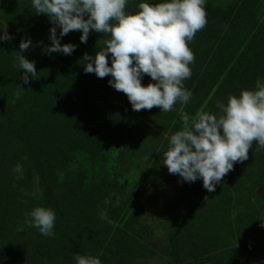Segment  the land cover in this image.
<instances>
[{
	"label": "rangeland",
	"instance_id": "obj_1",
	"mask_svg": "<svg viewBox=\"0 0 264 264\" xmlns=\"http://www.w3.org/2000/svg\"><path fill=\"white\" fill-rule=\"evenodd\" d=\"M141 2L159 0H127L125 12ZM205 10L207 23L188 45L194 62L185 87L192 97L165 113L159 107L134 111L126 94L108 84L110 76L85 73L89 79L74 81L84 72L83 54L94 55L102 39L81 43L73 31L60 41L77 46L72 55H46L37 42L51 43L48 18L34 13L31 0H0V25L6 22L13 36L0 41V75L14 64L25 36L34 47L24 55L37 69V78L21 81L25 88L15 103L17 87L2 86L0 79V138L6 136L1 121L15 117L21 136L29 129L36 134L39 159L50 157L55 168L63 212L52 237L24 223L33 207H45L37 156L27 150L29 137L0 147V264H76V254L114 264L126 253L129 264H264V149L253 142L248 160L235 162L214 192L204 189L202 179L178 183L179 175L162 162L184 114H217L230 94L254 88L242 74L261 78L264 71V0H205ZM150 81L144 74L142 85ZM202 208L203 226L196 218ZM101 210L114 223L101 219ZM196 252L206 259H195Z\"/></svg>",
	"mask_w": 264,
	"mask_h": 264
},
{
	"label": "clouds",
	"instance_id": "obj_2",
	"mask_svg": "<svg viewBox=\"0 0 264 264\" xmlns=\"http://www.w3.org/2000/svg\"><path fill=\"white\" fill-rule=\"evenodd\" d=\"M126 3L127 0H31L34 13L46 16L50 22L51 43H37L46 55L70 56L77 46L61 43L62 37L79 31L81 43H87L91 31L102 33L108 36L103 47L94 55L82 56L86 74L94 73L98 78L110 76L108 84L126 94L134 111L159 107L160 112L166 113L177 102L186 105L192 92L185 87V81L192 75L189 65L194 62L188 45L207 23L205 0L141 2L138 10L127 13ZM7 29L6 22L0 25V41L13 39ZM33 47L31 38L25 36L14 56V67L21 70L20 80L24 84L37 78L35 61L24 55ZM144 74L151 78L147 85L141 83ZM24 88L17 84L13 103ZM253 142L258 150L264 149V80L260 78L254 88L241 89L238 96L230 94L226 104L218 105L217 114L204 109L191 117L184 114L182 128L170 136L162 162L170 174L179 175L178 183L191 184L202 179L204 189L214 192L215 185L234 170L235 162L248 160ZM14 170L20 173L22 167L17 164ZM207 199L205 196L204 200ZM108 203L106 199L105 204ZM116 203L119 204L118 199ZM55 218L53 209L35 206L26 213L24 223L52 237ZM100 218L114 223L106 210L100 211ZM261 226L264 227L262 219ZM75 261L102 264L92 255L76 254Z\"/></svg>",
	"mask_w": 264,
	"mask_h": 264
},
{
	"label": "trees",
	"instance_id": "obj_3",
	"mask_svg": "<svg viewBox=\"0 0 264 264\" xmlns=\"http://www.w3.org/2000/svg\"><path fill=\"white\" fill-rule=\"evenodd\" d=\"M132 10V9H131ZM41 20L44 19V15L40 16ZM99 38L102 39L104 41V39H107L108 36H103L102 33H98L96 31H91L89 37H88V41L91 38ZM59 70H61L63 73L66 71L62 66H59ZM60 71V72H61ZM264 71L260 69L259 71V75L261 76V78H264ZM22 73H20V70L18 69V67H14V64H12L10 67H5L3 69V74L0 75V79H1V85L2 86H16L17 84L21 83L20 80V76ZM90 78V77H89ZM88 76H86L85 72L81 73V76L78 74L77 76L74 77V81L79 82V81H85V79H89ZM257 78H260L258 75L255 78H250L248 74H242V82L244 84H246L247 86L251 85L253 82L256 81ZM260 78V79H261ZM54 80H51V84L54 83ZM53 87V91L52 93H55L56 90H58L56 83H54L52 85ZM94 93H97L98 91L96 89H93ZM3 118H6L3 116ZM17 123H19V117H15V118H8V121L5 123H3V121H1V129L3 128V131H6V136L5 138L3 137L0 138V147L8 144V145H13L12 141L16 140L17 138L23 139V142H25L26 138L29 137L30 141L25 142L27 144V150L29 152H31L33 155L37 156V163H38V169L40 171V174L43 177V180L45 182V190H44V204L45 207L51 208L54 210L55 212V217L56 219H60V217L62 216V206L61 203L59 202V193H58V187L59 185L57 184V179H56V175H55V168L53 166L52 160L50 157L45 156V158H42V160L39 159V148H40V139L37 138L36 134L34 132L30 133V129L28 136L23 137L21 136L20 132H19V127L17 125ZM33 131V130H32ZM13 134V135H12ZM258 175L256 176V178H260L261 176V172L260 170H258ZM191 206L197 207L196 203H198L197 200L192 199V201L190 202ZM199 204V203H198ZM192 208V209H193ZM199 214H197L198 216L196 217L198 222L200 224L205 225V222L207 221V218L205 217L207 215L206 209L202 208V210L200 212H198ZM206 251V250H205ZM207 252V251H206ZM204 253H193V257L196 259V257H199L200 261H202L204 258L206 259V257H204ZM127 257V253L126 255H124V258L119 259L117 258L114 262V264H129V260L126 259ZM234 264H237L236 262Z\"/></svg>",
	"mask_w": 264,
	"mask_h": 264
}]
</instances>
